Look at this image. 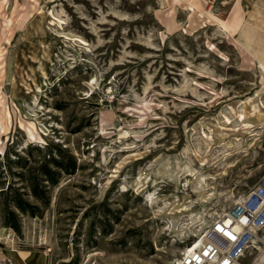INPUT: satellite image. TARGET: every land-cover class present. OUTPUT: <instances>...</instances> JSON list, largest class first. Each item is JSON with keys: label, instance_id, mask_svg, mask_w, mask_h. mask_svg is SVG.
<instances>
[{"label": "rangeland", "instance_id": "rangeland-1", "mask_svg": "<svg viewBox=\"0 0 264 264\" xmlns=\"http://www.w3.org/2000/svg\"><path fill=\"white\" fill-rule=\"evenodd\" d=\"M48 141L0 264H174L264 177V0H0V152Z\"/></svg>", "mask_w": 264, "mask_h": 264}, {"label": "trees", "instance_id": "trees-1", "mask_svg": "<svg viewBox=\"0 0 264 264\" xmlns=\"http://www.w3.org/2000/svg\"><path fill=\"white\" fill-rule=\"evenodd\" d=\"M55 108L65 109L60 102ZM11 147L0 152V224L20 232L21 215L41 216L60 176L73 174L78 164L71 150L59 143H28L18 151Z\"/></svg>", "mask_w": 264, "mask_h": 264}, {"label": "built area", "instance_id": "built-area-1", "mask_svg": "<svg viewBox=\"0 0 264 264\" xmlns=\"http://www.w3.org/2000/svg\"><path fill=\"white\" fill-rule=\"evenodd\" d=\"M174 264H264V177L213 219Z\"/></svg>", "mask_w": 264, "mask_h": 264}, {"label": "bare ground", "instance_id": "bare-ground-1", "mask_svg": "<svg viewBox=\"0 0 264 264\" xmlns=\"http://www.w3.org/2000/svg\"><path fill=\"white\" fill-rule=\"evenodd\" d=\"M224 26H225V25H224ZM199 236H200V234H199ZM199 236H198V237H199ZM199 243H200V239L198 240V242L196 243V245H198Z\"/></svg>", "mask_w": 264, "mask_h": 264}]
</instances>
